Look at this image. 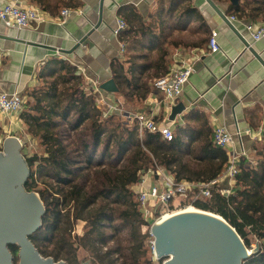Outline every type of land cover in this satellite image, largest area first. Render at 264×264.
Segmentation results:
<instances>
[{
	"label": "trees",
	"instance_id": "trees-1",
	"mask_svg": "<svg viewBox=\"0 0 264 264\" xmlns=\"http://www.w3.org/2000/svg\"><path fill=\"white\" fill-rule=\"evenodd\" d=\"M27 1L53 17L66 8H81L80 0ZM241 2L237 7H230L228 14L258 21L260 15L255 11L263 9L264 0H254L248 13L246 8L251 3ZM125 11L128 16L122 18L129 24L126 41L148 39L150 46L157 42L160 45L151 62L142 56L147 63H135V69L128 60H115L111 64L118 95L137 98L140 110L139 103L154 93L153 77L162 78L170 72L169 47H201L206 39L184 45L183 41L174 40L177 37L167 38L173 31L188 30L186 26L172 28L168 21L160 25L163 32L169 29L163 36L153 35L152 25L142 29L144 24L140 21V28L135 31L133 10L123 8L120 14ZM180 16L189 20L197 16V10L190 5ZM198 28L191 33L201 30L207 33L206 24ZM127 63L130 68L125 70ZM76 73V66L60 58H51L39 66L37 85L30 91L26 111L18 119L24 133L40 143L39 152L26 158L31 176L26 190L40 195L46 213L42 227L30 240L42 257L55 262L78 263V253L82 251L93 259V264H115L116 258L126 263L130 260V264H153L148 226L132 190L139 182L140 172L157 164L172 172L177 182L205 183L222 175L228 156L214 144V130L204 111L194 110L183 115L185 125L176 127L170 142L159 132H145L140 136L137 127L130 128L120 118L115 119L118 115L105 118L103 111L96 107V96ZM159 120L164 119L155 118L157 124ZM2 135L0 127V152L3 151ZM251 159L242 163L234 194L225 197L213 192L210 198H190V202L199 211L224 218L248 249H252L253 240L257 241L259 251L243 264H264V135L254 143ZM79 223L85 226L81 234L76 232ZM11 250L19 263V247L11 246Z\"/></svg>",
	"mask_w": 264,
	"mask_h": 264
},
{
	"label": "crops",
	"instance_id": "crops-1",
	"mask_svg": "<svg viewBox=\"0 0 264 264\" xmlns=\"http://www.w3.org/2000/svg\"><path fill=\"white\" fill-rule=\"evenodd\" d=\"M21 1L30 5L27 0ZM80 1L81 8L74 10L77 13H73L64 22H61L60 13L57 17L50 15L46 23L33 29L11 30L0 25V93H31L30 91L37 83L35 75L37 68L58 56L70 61L76 67H85L88 76L93 81L88 84V88L95 86V89H100L103 83L114 80L111 64L115 60H120L121 42L120 39L113 37L112 30L117 18H127L128 15L125 14L127 11L120 14L123 8L133 10L132 22L135 31L140 28V22L146 24L152 20L154 23L158 22L159 26L157 31H151L154 32L153 35L163 36L169 29L167 28L166 32L161 31V23L167 21L169 23L171 19H176L177 22L174 25L170 23L167 25L172 28L176 26L179 29L184 20L180 13L190 3L197 10L193 27L206 24L208 30L207 33H203L206 41L201 47L189 49L180 47L170 51L171 56L168 57L170 66L174 63L177 67L187 65L193 71L177 104L186 107L183 115L194 110L204 111L213 130L220 125L226 126L236 137L235 145L228 151L237 156L244 154L243 156L248 157V161L252 160L254 143L261 141L264 135V40L253 43L251 36L247 34L245 25L253 22L252 20L241 19L244 23L236 25L240 37L205 0H105L103 10L100 6L101 0ZM241 1L239 0V5L243 4ZM246 1L251 3L246 8L248 13V9L254 6V0ZM213 2L218 4L226 14L230 11V7L239 6L232 4L231 0H222L221 5L218 1L213 0ZM150 12L151 15L148 17ZM255 14L260 15V19L253 23L264 24L261 22L264 16V6L261 11H255ZM99 25L100 28L95 29ZM127 25L129 27L128 23ZM175 32L180 31H173L167 38L175 37ZM213 34L219 37L221 50L218 54L205 53L209 49ZM199 35L200 32L194 33V36ZM20 41L29 45L27 44L25 48ZM194 43L198 42L184 45ZM246 43L253 49L246 48L248 47ZM151 45L147 44L146 49L151 51V48H156L152 52L154 53L159 45L157 43ZM254 52L259 54L263 63L256 58ZM153 57L148 62H151ZM143 62V60L135 59L138 65ZM116 95L118 94H112L109 97H116ZM160 101L161 97L154 91L145 102L139 105L143 111L148 112L146 113L148 115L153 114L154 107H158L162 115L166 110L158 104ZM143 111L138 110L141 113H144ZM161 115L157 118L161 117L167 122V118ZM183 115L177 116L174 120L177 125L183 122ZM160 121L158 125L165 126V123ZM0 127L3 128L1 137L3 142L8 137L20 139L22 142L31 141L24 133L20 121L13 117L0 114ZM9 129H12L15 135L8 136ZM248 130L251 137L244 133ZM222 186L231 190L235 189L227 183Z\"/></svg>",
	"mask_w": 264,
	"mask_h": 264
},
{
	"label": "water",
	"instance_id": "water-1",
	"mask_svg": "<svg viewBox=\"0 0 264 264\" xmlns=\"http://www.w3.org/2000/svg\"><path fill=\"white\" fill-rule=\"evenodd\" d=\"M205 1L240 36L218 4L213 0ZM104 2L101 0L100 3L102 10ZM231 3L239 5L240 2L231 0ZM246 46L251 50L247 43ZM254 54L263 63L259 54ZM100 90L109 94L119 93L114 80L103 83ZM185 112L186 107L177 104L172 108L169 121L174 122ZM22 152V143L18 139L8 137L4 140L3 151L0 152V264H66L42 257L30 240L42 227L46 209L38 193L26 190L31 176ZM195 210V213L189 214L181 212L162 225L153 227L155 256L168 259L164 264H243L244 260L259 251L257 245L253 252H249L242 237L221 216ZM11 246L19 247V263Z\"/></svg>",
	"mask_w": 264,
	"mask_h": 264
},
{
	"label": "built area",
	"instance_id": "built-area-1",
	"mask_svg": "<svg viewBox=\"0 0 264 264\" xmlns=\"http://www.w3.org/2000/svg\"><path fill=\"white\" fill-rule=\"evenodd\" d=\"M73 13L77 12L70 8L63 10L60 16L61 22L66 21V19L69 18ZM49 17L50 14L48 15L42 9L26 5L21 0H0V25L7 29H33L34 27H38L41 24L46 23L49 20ZM227 19H229L231 24H233L235 27L237 24L244 23L243 20L239 19L235 15H228ZM115 23L116 25L112 30V35L115 39H117L127 31L128 25L121 18H117ZM245 29L247 34L251 36L253 43H258L264 40V24L258 25L253 22H249L245 25ZM26 45H24L25 48ZM220 50L221 47L219 37L216 34H213L209 43V49H207L205 53L218 54ZM125 52L126 46L124 43H121L119 56H122L121 58H123ZM58 55L60 54L58 53ZM60 59L67 61L63 57ZM176 65L177 64L174 63L171 66L169 70L170 72L167 76L154 79L151 85L156 93L163 97V100L158 102V104L161 107L163 106V108L166 110L162 116L167 118V122L164 120L161 121V123H165V126H160L155 121V118L161 115V109L158 107H154L153 114L150 115L146 114L145 112H137L132 116V118H130L129 123L131 127L138 128L140 136H142L145 132H159L163 139L169 142L173 139L175 129L179 124L177 125L176 121H169V116L172 108L176 106L178 99L182 97L185 90L184 87L190 81V78L193 74L192 68L190 66L181 65L180 67H177ZM76 74L85 80L87 88L88 84L93 83L92 79L88 76L85 67H77ZM88 90L93 96H96V107L103 111L105 118L115 115H122L123 111L120 106V102L114 96L109 97L112 94H109L104 90H100L99 88L95 89V86H93L91 89L88 88ZM26 104L27 98H25L20 92L0 93L1 115L3 114L10 116L18 120L19 116L22 114L21 112L25 110L24 108ZM146 106L152 107L153 105ZM182 124L183 122L180 123V125ZM244 133L246 136H250L249 130ZM214 137V144L220 149L222 148L226 151L233 147L234 143L236 142V137H234V135L222 125L216 128ZM19 141L22 143L24 156L26 158L32 157V150L27 148L28 144L26 142H22L20 139ZM242 163L243 160L240 158V156H237L236 154L231 155L229 162L227 163L219 179H214L205 183H178L172 172H168L165 168L158 166L157 164L152 169L141 171L139 174V182L133 187V190L136 195L140 194L142 198V210L144 214L143 219L150 223V221L159 216L154 222V227L162 225L163 223L161 222L163 218L170 215L171 209L164 208L162 212L157 205H159L161 202L168 204L170 201V196L172 195H175L176 198L185 197L188 191L193 189L199 190L204 200L205 198H210L213 192L225 197L230 196L234 190L223 187L222 185L227 183L229 186L233 187V183L236 182L239 174L241 173ZM167 193H170V195ZM160 212L162 213L160 214ZM150 240L153 247V256L155 258V262L159 263L160 259L155 256V240L153 233L150 235Z\"/></svg>",
	"mask_w": 264,
	"mask_h": 264
},
{
	"label": "rangeland",
	"instance_id": "rangeland-1",
	"mask_svg": "<svg viewBox=\"0 0 264 264\" xmlns=\"http://www.w3.org/2000/svg\"><path fill=\"white\" fill-rule=\"evenodd\" d=\"M219 1V0H218ZM221 3L222 2H220L219 4L221 5ZM190 5H192V4H190V3H188L187 5H186V8H188V6H190ZM158 8V7H157ZM150 15H151V12H150V14H148V17H150ZM195 19H196V17H194ZM194 18H192V19H189V20H186V17H184V20H183V22H181V24L182 25H180V27H181V29H182V27H184V24H185V26H186V28L188 29V30H184V31H181V32H184V33H181V32H175L174 33V35H176L175 37H177V38H175L174 40L176 41V42H180V40L181 41H184L185 39H187L186 41H184L183 42V44H185V43H192V42H199V41H201V39H205V37H203V33H204V31H202L201 30V32H200V35L199 36H194V33H191V31H193V30H196L197 28H198V26L197 27H193V23L196 21ZM154 21V20H153ZM177 21H176V19H171L170 21H169V23H170V25H174L175 23H176ZM180 24V23H179ZM178 24V25H179ZM151 25H153V31H157L158 29H159V26H158V22L157 23H154V22H152V20H150L149 22H147L146 24H144V26H143V28L142 29H144V27H150ZM178 29V28H177ZM129 30V27H128V29H127V31ZM126 31V32H127ZM126 32H124L123 33V35L122 36H120L121 38H118V39H120V42L122 43V42H124L125 44H127V50H126V52L124 53V57L123 58H121V57H119L120 58V60L122 61V62H124V61H126V60H128V62L130 61L131 63H133V65H132V67H134V69H135V59H140V60H143V59H141V57L142 56H146L147 58H148V61L149 60H151V58L154 56V53H152V51H149V50H147L146 48V46H147V44H149L150 43V41L148 40V39H144V40H138V39H136L135 41H134V39H132L131 38V40L130 41H126V35H125V33ZM180 34V35H179ZM177 35H179V36H177ZM181 35H183V37H181ZM140 39V38H139ZM158 43V42H157ZM152 44V43H151ZM155 44V43H154ZM164 44V43H163ZM158 45H159V43H158ZM160 46V45H159ZM153 47H154V45H153ZM170 48V50H169V53H170V51L173 49V48H171V47H169ZM68 61V60H67ZM144 62H143V64H145V63H147L145 60H143ZM130 68V66L128 65V63L125 65V70H128ZM152 74H153V72L151 71V76H152ZM35 75H36V72H35ZM154 79H155V77H153ZM153 80V79H152ZM152 82V81H151ZM36 85H37V83H36ZM155 91V90H154ZM156 92V91H155ZM27 93V92H26ZM24 94V93H22L23 94V96L25 97V98H27V101H28V99H29V97H30V95H31V93H27V94ZM159 95V94H158ZM160 97H161V95H159ZM119 102H120V106H121V108H122V115H119V116H115V119H121L122 121H124L125 123H128V126L130 127V128H132L131 126H130V123H129V121H130V118H132V116L133 115H135L137 112H138V106H137V98H125L124 96H118V95H116V97H115ZM162 98V97H161ZM140 104V103H139ZM176 106H177V104H176ZM25 110L24 111H26V106H25V108H24ZM23 111V112H24ZM140 111H143L142 109H140ZM23 112H21V113H23ZM143 112H145V113H148L147 111H143ZM185 125V123H184V121H183V124L182 125H178V126H184ZM222 126H224V125H222ZM226 127V126H225ZM227 128V127H226ZM228 129V128H227ZM215 130L216 129H214V132H215ZM229 130V129H228ZM229 132L231 133V134H233L230 130H229ZM11 134L12 135H15V132H12V129H9V133L7 134L8 136L10 135L11 136ZM29 137V136H28ZM235 137V136H234ZM30 138V137H29ZM30 140L31 141H27L26 143L28 144V146H27V148H29L30 150H32V155L37 151V152H39V148H40V143L38 142L37 143V140L36 141H33L31 138H30ZM234 145H235V143H234ZM233 145V146H234ZM33 147V148H32ZM32 148V149H31ZM219 148V147H218ZM220 149V148H219ZM222 149V148H221ZM224 150V149H223ZM229 150V149H228ZM226 151L225 150V152H226V154H227V156H228V162H229V158H230V156L231 155H234V154H232V153H230L229 151ZM22 154H23V158L24 159H26V157L24 156V153L22 152ZM244 154H242V155H239L238 154V156H240V158L244 161V160H249L248 159V157L246 158L245 156H243ZM27 160V159H26ZM227 162V163H228ZM217 179H219V177L217 178ZM188 182H191V183H198V182H193V181H182V182H178V183H182V184H188ZM236 186V182L235 183H233V187H235ZM231 188V187H230ZM132 190H133V188H132ZM134 191V190H133ZM237 191V189H236V187H235V189H234V191L232 192V194H234L235 192ZM135 193V192H134ZM168 195H170V193H167ZM218 194V193H217ZM136 195V194H135ZM136 197H137V202H138V206H139V212H140V214H141V217H142V219H143V210H142V198H141V196H140V194H137L136 195ZM190 198H192L193 200L195 199V198H197V199H201L202 200V195H201V193H200V191L199 190H195V189H193V190H190V191H188V193H187V195L185 196V197H177L176 198V196L175 195H172V196H170V201H169V203L168 204H166V203H163V202H161L159 205H157L158 206V208L163 212V209L164 208H170L171 210V213H170V216H172V215H175V214H179V212H181V211H183V210H185L186 208H188L189 206H193L192 204H191V199ZM188 202H190L189 204H188ZM191 204V205H190ZM162 212H160V214L162 213ZM159 217V216H158ZM158 217H156V218H154L152 221H150V223H151V225H150V223H148V222H146L144 219H143V221L145 222V223H147V226H148V230H150V234H149V244H150V247H151V253H152V256H153V247H152V244H151V240H150V235L152 234V228L154 227V222L156 221V219L158 218ZM84 225L82 224V223H79L78 224V226H77V230H76V232L77 233H79V234H81L83 231H84ZM143 232H145V229L143 228L142 229V233ZM257 245H258V243H257V241L256 240H253V244H252V249H248V251L249 252H253L256 248H257ZM151 257V256H150ZM152 258V261H153V264H157L156 262H155V258H154V256L153 257H151ZM49 259H52V258H49ZM78 263H73V264H93V259L88 255V254H86V253H84V252H82V251H80L79 253H78ZM117 259V260H116ZM115 260H114V263L115 264H130V260H128L127 262H129V263H126L125 261H122V260H119L118 258H116ZM63 261V260H62ZM142 262H144V258H142V260H141ZM166 261H168V259H160V261L159 262H161V264H164ZM66 264H69V263H67L66 261H64Z\"/></svg>",
	"mask_w": 264,
	"mask_h": 264
},
{
	"label": "bare ground",
	"instance_id": "bare-ground-1",
	"mask_svg": "<svg viewBox=\"0 0 264 264\" xmlns=\"http://www.w3.org/2000/svg\"><path fill=\"white\" fill-rule=\"evenodd\" d=\"M56 58H57V57H56ZM25 142H26V141H25ZM195 212H196V210H195L192 206H189L187 209L183 210V212H182L181 214H189V213H195ZM175 215H179V214H175ZM175 215H172V216L168 215V216L164 217L161 223H164V222H166V221L172 219V217H174ZM213 217H214V216H213ZM214 218H215V217H214ZM216 219L219 220V218H216Z\"/></svg>",
	"mask_w": 264,
	"mask_h": 264
}]
</instances>
